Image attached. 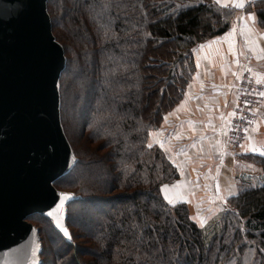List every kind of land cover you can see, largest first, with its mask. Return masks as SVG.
Masks as SVG:
<instances>
[{"label":"trees","instance_id":"trees-1","mask_svg":"<svg viewBox=\"0 0 264 264\" xmlns=\"http://www.w3.org/2000/svg\"><path fill=\"white\" fill-rule=\"evenodd\" d=\"M254 6L264 21V0ZM47 13L65 57L57 87L74 161L53 185L74 197L70 239L42 214L28 221L51 225L53 264H242L249 249L264 264V182L200 226L167 196L180 174L152 137L186 94L195 48L229 29L226 10L215 0H48Z\"/></svg>","mask_w":264,"mask_h":264},{"label":"water","instance_id":"water-1","mask_svg":"<svg viewBox=\"0 0 264 264\" xmlns=\"http://www.w3.org/2000/svg\"><path fill=\"white\" fill-rule=\"evenodd\" d=\"M47 1L0 0V264H43L28 217L42 214L63 234L74 200L53 185L74 157L59 109L64 50Z\"/></svg>","mask_w":264,"mask_h":264},{"label":"crops","instance_id":"crops-1","mask_svg":"<svg viewBox=\"0 0 264 264\" xmlns=\"http://www.w3.org/2000/svg\"><path fill=\"white\" fill-rule=\"evenodd\" d=\"M257 1L243 0L244 8H235L232 0L219 4L229 29L195 48L196 71L186 94L152 136L180 174L167 196L172 191V200L185 203L195 221L197 214H214L216 220L230 207L229 199L264 182V108L242 148L230 150L226 141L243 70L251 67L264 83V25L248 15L259 20Z\"/></svg>","mask_w":264,"mask_h":264},{"label":"built area","instance_id":"built-area-1","mask_svg":"<svg viewBox=\"0 0 264 264\" xmlns=\"http://www.w3.org/2000/svg\"><path fill=\"white\" fill-rule=\"evenodd\" d=\"M247 26V23H244ZM254 70L248 67L243 70L241 78L235 86L236 97L233 116L226 131L227 146L230 150H238L246 143L248 136L259 118V112L264 108V83H257ZM248 100L251 103L244 104ZM251 122V123H250ZM248 131L245 132L244 129Z\"/></svg>","mask_w":264,"mask_h":264},{"label":"rangeland","instance_id":"rangeland-1","mask_svg":"<svg viewBox=\"0 0 264 264\" xmlns=\"http://www.w3.org/2000/svg\"><path fill=\"white\" fill-rule=\"evenodd\" d=\"M57 52V50H56ZM61 124H62V120H61ZM65 124V125H64ZM63 127L66 128V132L68 133L69 137L71 138V140L74 141V139L76 140V134H77V130L75 128V126L72 124V122H70V118H68V123L67 120H65L63 122ZM177 202H179L180 200H176ZM199 217V218H198ZM212 221L214 219V214H197L196 216V221L198 222V224L202 225L204 224V222H208L209 220ZM195 220V219H194ZM30 223H34L35 225H40L41 226V238H42V246L45 249V252H49V256H48V262L49 264H53L55 258H53V252L55 250V248L53 247V244L51 243L52 238H53V234H52V230L49 228L51 227V225H49L46 221V219L40 217L39 215H34L30 218ZM43 250V249H42ZM258 256L256 251H254L253 249H249L247 251H245V253L242 256V264H257L258 261ZM221 264H234L233 262L229 263L228 260L221 263Z\"/></svg>","mask_w":264,"mask_h":264},{"label":"snow or ice","instance_id":"snow-or-ice-1","mask_svg":"<svg viewBox=\"0 0 264 264\" xmlns=\"http://www.w3.org/2000/svg\"><path fill=\"white\" fill-rule=\"evenodd\" d=\"M215 2H216L217 4L226 5V0H215ZM232 3H233V6H234L235 8H244V7L246 6L245 3L243 2V0H232ZM189 6H190V5H189ZM183 7H185V5H183V4L178 6V8H183ZM175 11H176V9H174V12H175ZM248 15H249V18H250L254 23H264V21H259V20H257L256 15H255L254 13H249ZM232 32L234 33V29L232 30ZM230 34H232V33H227L226 35H230ZM258 58H259V57H258ZM257 83H260V80H257ZM260 95H261V96H264V92H261ZM249 103H251V102L248 101V100H245V101H244V104H249ZM250 123H251V122H250ZM244 131L247 132L248 129L245 128ZM149 147H151V145H149ZM255 150H256V149H253V151H255ZM260 154H261L262 156H264V151H261ZM229 195H235V193L229 191ZM62 231H63V235H64V236L70 238V234H69L67 228H63Z\"/></svg>","mask_w":264,"mask_h":264}]
</instances>
